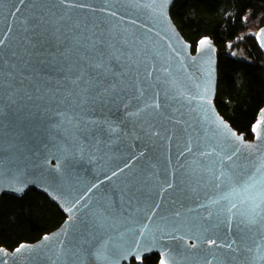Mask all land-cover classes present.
<instances>
[{"label":"water","instance_id":"obj_1","mask_svg":"<svg viewBox=\"0 0 264 264\" xmlns=\"http://www.w3.org/2000/svg\"><path fill=\"white\" fill-rule=\"evenodd\" d=\"M177 1L48 0L66 32L112 46L98 85L82 82L72 48L0 64V206L34 189L66 216L38 241L0 247V264H264V107L252 139L220 113L217 46L204 37L194 51ZM34 3L0 0L5 53L22 50ZM106 82L115 99L101 104L89 90Z\"/></svg>","mask_w":264,"mask_h":264},{"label":"trees","instance_id":"obj_2","mask_svg":"<svg viewBox=\"0 0 264 264\" xmlns=\"http://www.w3.org/2000/svg\"><path fill=\"white\" fill-rule=\"evenodd\" d=\"M172 18L193 45L211 37L218 49L220 113L252 139V127L264 107V53L257 31L264 26V0H178ZM66 219L45 194L28 191L23 197L5 195L0 206V247L10 250L35 242ZM156 254L144 264H158Z\"/></svg>","mask_w":264,"mask_h":264},{"label":"snow or ice","instance_id":"obj_3","mask_svg":"<svg viewBox=\"0 0 264 264\" xmlns=\"http://www.w3.org/2000/svg\"><path fill=\"white\" fill-rule=\"evenodd\" d=\"M24 0H17V3H23ZM32 0H29L31 3ZM52 4H55V0H52ZM45 8L50 9L48 0H36L33 4V15L28 20V27L25 29L24 36L21 39L22 50L9 49L8 52H4L5 42L0 38V64L6 59L16 61L18 64H33L42 65L48 63L53 59V53L59 52L63 56L64 49L72 48L76 52L77 67L87 70V74L82 77V82L88 81L89 77H94L92 81L94 84H99L100 80H107L106 73L108 68V56L111 54L110 49L112 46L103 36H97L93 33L92 36H88L86 33L82 35L66 32L63 27L55 23ZM19 11V9H16ZM264 35V33H262ZM209 41L204 39L200 41L201 46L208 44ZM115 57L113 56V60ZM11 66V65H10ZM76 75H81L80 71L76 72ZM115 77V73H112ZM93 100L99 98V103L103 104L106 100L112 99L114 101L115 96H109L112 89L108 87L107 82L101 87H95V91L89 90ZM259 128V125H257ZM59 166V165H58ZM123 171V169H121ZM113 176L117 173L113 171ZM247 191V189H246ZM235 207V205H233ZM260 204H255L253 211L258 209ZM69 211L72 209L69 208ZM259 215V213H257ZM255 223V221H250ZM45 240L48 237L44 238ZM211 243L215 244L213 240ZM234 243V242H233ZM23 247V246H21ZM227 247L231 248L232 245L228 244ZM21 248H17L16 252H20ZM161 264H166L162 261Z\"/></svg>","mask_w":264,"mask_h":264},{"label":"rangeland","instance_id":"obj_4","mask_svg":"<svg viewBox=\"0 0 264 264\" xmlns=\"http://www.w3.org/2000/svg\"><path fill=\"white\" fill-rule=\"evenodd\" d=\"M259 31V30H258ZM258 31H257V33H258Z\"/></svg>","mask_w":264,"mask_h":264}]
</instances>
